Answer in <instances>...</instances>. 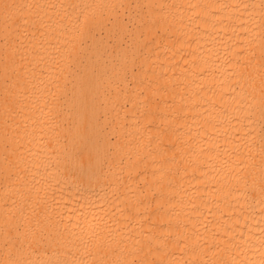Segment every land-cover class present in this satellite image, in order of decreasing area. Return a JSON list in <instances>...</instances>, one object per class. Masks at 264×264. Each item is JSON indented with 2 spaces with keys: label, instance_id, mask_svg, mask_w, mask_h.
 <instances>
[{
  "label": "bare ground",
  "instance_id": "1",
  "mask_svg": "<svg viewBox=\"0 0 264 264\" xmlns=\"http://www.w3.org/2000/svg\"><path fill=\"white\" fill-rule=\"evenodd\" d=\"M17 260L264 264V0H0Z\"/></svg>",
  "mask_w": 264,
  "mask_h": 264
},
{
  "label": "snow or ice",
  "instance_id": "2",
  "mask_svg": "<svg viewBox=\"0 0 264 264\" xmlns=\"http://www.w3.org/2000/svg\"><path fill=\"white\" fill-rule=\"evenodd\" d=\"M12 5L8 4V3H4L3 4V8L5 9V11H7L9 8H11ZM39 242V241H38ZM8 264H24V262L22 261H9Z\"/></svg>",
  "mask_w": 264,
  "mask_h": 264
}]
</instances>
